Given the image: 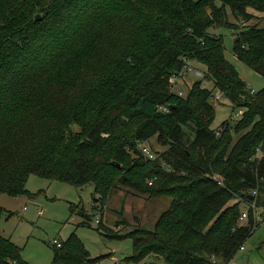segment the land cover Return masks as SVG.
Returning <instances> with one entry per match:
<instances>
[{
	"label": "trees",
	"instance_id": "16d2710c",
	"mask_svg": "<svg viewBox=\"0 0 264 264\" xmlns=\"http://www.w3.org/2000/svg\"><path fill=\"white\" fill-rule=\"evenodd\" d=\"M251 11L264 0H0V195L30 197L36 175L91 185L96 208L115 184L167 197L152 230L120 237L132 240L125 261H232L256 227L252 208L240 224L241 205L264 211V87L251 92L215 31H230L233 56L264 78ZM187 61L205 70L183 97L169 79ZM216 91L241 116L215 129ZM153 138L165 150L148 160L140 146ZM52 246V264L98 260L74 233ZM20 252L0 235V264H29Z\"/></svg>",
	"mask_w": 264,
	"mask_h": 264
},
{
	"label": "rangeland",
	"instance_id": "374dc122",
	"mask_svg": "<svg viewBox=\"0 0 264 264\" xmlns=\"http://www.w3.org/2000/svg\"><path fill=\"white\" fill-rule=\"evenodd\" d=\"M251 12L259 21L253 19L250 24L264 27V17L259 18L260 13ZM215 33L223 36L225 59L235 67L240 79L251 91H260L264 87V78L233 56L231 32L220 28ZM192 64L199 70H205L194 62ZM199 80L188 74L185 82L183 80L178 85L182 96L185 97L189 87ZM201 82L202 87L212 88L211 83ZM212 106L216 113L212 125L215 129L223 121L240 113L233 112L229 102L224 98L213 101ZM141 147L148 148L154 154L165 150L156 143L155 138L141 144L140 149ZM28 178L26 189L31 194L30 197L21 196L16 199L6 194L0 195V206L13 212L10 214L6 211L0 215V235L12 239V242L20 248L23 259L29 264H52L54 257L52 240L66 241L72 233L82 242L92 258H98L95 263L88 264H115L106 256L109 252H114L113 255L116 256L119 264H133L125 261L133 254L132 240L129 237L124 239L120 237L128 235L135 229L152 230L159 215L170 206V199L167 197L151 198L129 187L115 184L105 209L96 208L97 196L91 185L77 189L68 183L49 182L36 175ZM69 205L77 207L72 214ZM241 210L245 219L240 224H246L248 208L241 205ZM83 214L88 216L89 226L80 225L85 219ZM97 217L105 227V231L97 230L98 224L95 222ZM254 218L256 227L250 239L244 243V250H239L229 263L218 264H264V211L255 209ZM143 263L166 264L161 255H150L140 264Z\"/></svg>",
	"mask_w": 264,
	"mask_h": 264
},
{
	"label": "built area",
	"instance_id": "2783aa9c",
	"mask_svg": "<svg viewBox=\"0 0 264 264\" xmlns=\"http://www.w3.org/2000/svg\"><path fill=\"white\" fill-rule=\"evenodd\" d=\"M192 75L194 76L195 78H199L202 77V73L201 71H199L198 69L194 68V67H191L187 61V63L185 62V65H184V68L183 70L181 71V73L175 75V76H172L170 77L169 79V83H170V87H171V92L179 95V96H182V91L178 88V85L179 83H181L184 79V76L185 75ZM253 93V91H251ZM222 94L218 91H216V93L214 94L213 96V101L216 102L220 99H222ZM241 116V112L239 114H236L235 117H233L234 119L235 118H239ZM220 131V130H219ZM219 131L217 133V135L219 134ZM141 152L143 153V155L146 157V159L148 160H155L156 159V155L154 153H152L148 148L146 147H141ZM218 184H221L220 181H218ZM255 194V192H253V195ZM249 208H252V210L254 211L255 210V204L252 203V204H249L248 207ZM25 209V208H24ZM247 213V212H246ZM240 220L239 222L243 221L245 218H244V215L242 214L240 217ZM96 224H100V219L97 217V219L95 220ZM52 244L59 247L60 246V242L59 240L57 239H53L52 240ZM242 251L244 250L243 247L240 248ZM112 261H114L115 264H118L119 261L116 257H113Z\"/></svg>",
	"mask_w": 264,
	"mask_h": 264
},
{
	"label": "crops",
	"instance_id": "0c3cea01",
	"mask_svg": "<svg viewBox=\"0 0 264 264\" xmlns=\"http://www.w3.org/2000/svg\"><path fill=\"white\" fill-rule=\"evenodd\" d=\"M254 16H255V14H254ZM258 17H264V15L262 14V13H260V15L258 16ZM17 199V198H16ZM245 206V208H246V205H244ZM0 208H2V209H4L5 210V212L7 211V212H9L10 214H12L13 212L12 211H10V210H8L7 208H4V207H2V206H0ZM25 207H23V209H24ZM5 238V237H4ZM7 238V237H6ZM11 241H12V239H11ZM114 253V252H113ZM113 253L112 252H109L106 256H108V257H110V259H111V261H112V259H113V257H116L115 255H113ZM113 263H114V261H112ZM119 264V263H118ZM144 264V263H143Z\"/></svg>",
	"mask_w": 264,
	"mask_h": 264
},
{
	"label": "water",
	"instance_id": "95a60500",
	"mask_svg": "<svg viewBox=\"0 0 264 264\" xmlns=\"http://www.w3.org/2000/svg\"><path fill=\"white\" fill-rule=\"evenodd\" d=\"M36 19H39V16H37ZM248 198L252 199V196H249ZM96 202H97V200H96Z\"/></svg>",
	"mask_w": 264,
	"mask_h": 264
}]
</instances>
